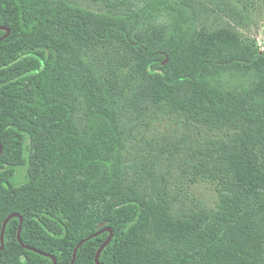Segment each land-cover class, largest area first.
Returning a JSON list of instances; mask_svg holds the SVG:
<instances>
[{"label":"trees","instance_id":"16d2710c","mask_svg":"<svg viewBox=\"0 0 264 264\" xmlns=\"http://www.w3.org/2000/svg\"><path fill=\"white\" fill-rule=\"evenodd\" d=\"M94 1L108 12L0 0V264H71L106 228L73 264H96L103 245L100 264H264V50L198 29L185 0ZM99 48L124 50L126 73L103 77ZM130 96V111L174 106L238 130L202 169L218 194L210 216L171 220L166 197L124 185ZM13 214L22 223L1 239Z\"/></svg>","mask_w":264,"mask_h":264},{"label":"rangeland","instance_id":"374dc122","mask_svg":"<svg viewBox=\"0 0 264 264\" xmlns=\"http://www.w3.org/2000/svg\"><path fill=\"white\" fill-rule=\"evenodd\" d=\"M63 1L94 13L108 12L103 4L94 0ZM185 1L196 13L198 29L224 28L250 49L264 50V0ZM167 23H170L169 18ZM89 54L103 77L119 76L129 69L124 65V50L99 48ZM130 97L122 113L124 185L132 187L145 199L166 197L171 205L168 209L171 220L194 221L210 216L216 210L218 194L213 182L202 178V169L218 158L219 147L233 142L238 130L227 126L207 127L174 106L158 107L149 103L130 111L126 107L136 102ZM85 109L80 101L73 119L79 130L84 127ZM23 172L21 169L20 173ZM254 231L263 233L260 229Z\"/></svg>","mask_w":264,"mask_h":264},{"label":"water","instance_id":"95a60500","mask_svg":"<svg viewBox=\"0 0 264 264\" xmlns=\"http://www.w3.org/2000/svg\"><path fill=\"white\" fill-rule=\"evenodd\" d=\"M0 29L6 31V35H5V37L9 34V30H8V29L3 28V27H0ZM5 37H4V38H5ZM1 150H2V147H1V144H0V152H1ZM16 217H19V216H18L17 214H13V215L9 216V217L5 220V222H4V224H3V228H2L1 239L3 238L4 228H5V225H6V223L8 222V220H10L11 218H16ZM19 219H20V224H21V223H22V219H21L20 217H19ZM20 230H21V226L19 227V232H18V241L21 243V240H20ZM103 232H109V233H110V236H109V238H108V241H109L110 238H111V235H112V231H111V229H109V228L103 229V230H101L100 232H98V233H96V234H93V235H91V236H88L87 238L81 240V241L78 243V245H77V247H76V249H75V253H74V257H73V261H72L71 264H73V262H74V260H75V255H76V251H77V249H78L83 243H85L86 241H88V240H90V239H92V238L98 236L99 234H101V233H103ZM108 241H107V242H108ZM107 242H106V243H107ZM103 246H104V245H103ZM103 246H102V247H103ZM102 247L98 250V252H97V254H96V257H95V262H96V264H100V263H99V260H98V257H99V253H100V250L102 249ZM27 248H28V247H27ZM2 249H3V242L1 243L0 251H1ZM53 264H56V261L54 260V258H53Z\"/></svg>","mask_w":264,"mask_h":264}]
</instances>
